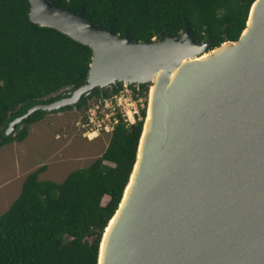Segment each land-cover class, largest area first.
Here are the masks:
<instances>
[{
  "label": "water",
  "instance_id": "95a60500",
  "mask_svg": "<svg viewBox=\"0 0 264 264\" xmlns=\"http://www.w3.org/2000/svg\"><path fill=\"white\" fill-rule=\"evenodd\" d=\"M29 2L31 21L89 45L93 56L85 83L30 107L7 134L37 110L77 106L95 88L118 81L152 84L161 69L235 43L213 62L184 66L169 100L160 102L105 264H264V0L252 4L237 41L215 48L211 38L198 40L188 23L182 34L136 42L113 26L102 29L83 10ZM169 80L159 81V93ZM144 132L145 122L118 209Z\"/></svg>",
  "mask_w": 264,
  "mask_h": 264
},
{
  "label": "trees",
  "instance_id": "16d2710c",
  "mask_svg": "<svg viewBox=\"0 0 264 264\" xmlns=\"http://www.w3.org/2000/svg\"><path fill=\"white\" fill-rule=\"evenodd\" d=\"M85 16L102 29L136 41L151 42L185 31L215 48L237 41L255 0H52ZM29 0H0V149L24 141L31 126L48 111L37 110L6 133L12 120L36 104L61 98L86 82L93 52L56 28L30 19ZM134 92L137 87L130 84ZM140 83L139 92H149ZM124 83L97 87L84 96L105 99ZM146 95V94H145ZM64 106L59 110L71 108ZM147 107L134 123L121 113L104 152L87 167L71 171L62 182L40 179L41 165L28 173L21 191L0 214V264H98L100 242L122 200L133 171ZM141 117V118H139Z\"/></svg>",
  "mask_w": 264,
  "mask_h": 264
},
{
  "label": "rangeland",
  "instance_id": "374dc122",
  "mask_svg": "<svg viewBox=\"0 0 264 264\" xmlns=\"http://www.w3.org/2000/svg\"><path fill=\"white\" fill-rule=\"evenodd\" d=\"M132 84L137 87L136 93L130 84L124 83L122 91L111 97L115 109L105 108L112 116L123 113L128 123L135 122L141 107L148 111L150 101V92L141 93L139 84ZM98 102L99 98L92 96L85 107L71 105L64 111H48L31 126L24 141L0 149V182L6 180L0 183V214L17 198L26 175L39 166L47 165L40 179L62 182L71 171L87 167L104 152L112 133L100 131L99 135L88 137L82 126L89 109Z\"/></svg>",
  "mask_w": 264,
  "mask_h": 264
},
{
  "label": "bare ground",
  "instance_id": "6f19581e",
  "mask_svg": "<svg viewBox=\"0 0 264 264\" xmlns=\"http://www.w3.org/2000/svg\"><path fill=\"white\" fill-rule=\"evenodd\" d=\"M256 4H257V2H256ZM256 4L254 5V8H255ZM254 8L252 10L251 18L249 20L248 29L246 30V32L249 30V28H251L253 26ZM234 46H235V43H233V42H225L221 47L216 48L214 50H211L210 52H206V53H204L200 56H197V57L185 59L181 63L174 65L171 69H161L155 75V77L153 79V83L151 84V91L149 90L150 101H149V105H148L149 107H148V111H147V117L145 120V132H144L142 143L140 146L138 161H137V164L135 166V170H134L131 182L127 187L125 198L123 199L121 206L117 210L114 217L110 220V223L106 229L105 240H104L103 245H102L103 255L101 257V264L106 263L107 254H109V250H110V247H111V244L113 241L112 236L114 234V230L117 228L118 223L121 220V218L124 214V211L128 206L131 195L133 193L135 182H136L137 176L139 174V170H140V166H141L143 156H144L145 152H147L146 144H147L148 136L151 133V130L153 127V120H154L155 116L157 115L160 102L169 100V98L172 94L173 88L176 84V81L179 77V74L182 71L184 66H187V65L192 64V63L213 62V61L219 59L220 57L224 56L225 54H227L229 52V50L231 48H233ZM165 76H169L170 80H169V83L167 85L165 92L161 94L158 91V84H159V81L162 78H164Z\"/></svg>",
  "mask_w": 264,
  "mask_h": 264
},
{
  "label": "built area",
  "instance_id": "2783aa9c",
  "mask_svg": "<svg viewBox=\"0 0 264 264\" xmlns=\"http://www.w3.org/2000/svg\"><path fill=\"white\" fill-rule=\"evenodd\" d=\"M110 100H111V97L105 98V99L99 98L98 104L89 109L88 116L86 117L85 121L82 123V126L83 128H85L87 132L86 134L88 135V137H91L92 135L97 136L100 134L99 133L100 131H105L107 133L113 132L115 125L118 123L119 119L117 117L118 113L115 116H112L109 111L105 110V108L115 109V106L112 104L113 101L112 100L110 101ZM121 114L125 118V121H127L124 114L123 113ZM136 116H140V109H139V113ZM136 116H135V119L137 120ZM131 123H134V122H131Z\"/></svg>",
  "mask_w": 264,
  "mask_h": 264
},
{
  "label": "crops",
  "instance_id": "0c3cea01",
  "mask_svg": "<svg viewBox=\"0 0 264 264\" xmlns=\"http://www.w3.org/2000/svg\"><path fill=\"white\" fill-rule=\"evenodd\" d=\"M9 181V180H8ZM24 181V180H23ZM4 182H6V180L5 181H3V182H0L1 184H3ZM23 184V183H22ZM21 188H22V186H21Z\"/></svg>",
  "mask_w": 264,
  "mask_h": 264
}]
</instances>
